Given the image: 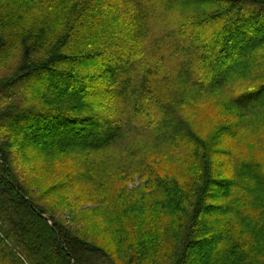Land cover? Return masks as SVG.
Wrapping results in <instances>:
<instances>
[{"label": "trees", "instance_id": "16d2710c", "mask_svg": "<svg viewBox=\"0 0 264 264\" xmlns=\"http://www.w3.org/2000/svg\"><path fill=\"white\" fill-rule=\"evenodd\" d=\"M261 85L264 0H0V264H264Z\"/></svg>", "mask_w": 264, "mask_h": 264}, {"label": "rangeland", "instance_id": "374dc122", "mask_svg": "<svg viewBox=\"0 0 264 264\" xmlns=\"http://www.w3.org/2000/svg\"><path fill=\"white\" fill-rule=\"evenodd\" d=\"M31 86H34V82H31ZM236 93V91H235ZM199 101L196 103V110L188 113V120L192 126L194 131H199L201 133H211L212 124L217 120L223 118V116L227 113V105L226 102L222 100H217L216 96L210 97H199ZM219 103V104H217ZM254 126H259L260 122L252 123ZM241 134V137L235 139H229L227 141V145H229L234 151L235 156L237 158L243 157L248 160H256L258 164L264 171V140L261 139V127L257 130L255 128L245 129ZM260 132V135L258 134ZM55 179L51 177V180L43 185L38 184V180H32L30 183L31 188H37V194H43V191L46 190L50 184L54 182ZM41 182V181H39ZM131 186V183H129ZM39 188V189H38ZM41 202L47 206L51 205V202L48 198H42ZM53 206L55 204V200L52 201ZM62 207V206H61ZM63 216H65V211H62ZM59 213V210H57ZM90 236H94L93 233H87ZM103 237V235H101ZM102 237L100 239L102 240ZM99 239V240H100Z\"/></svg>", "mask_w": 264, "mask_h": 264}, {"label": "snow or ice", "instance_id": "6c2138e0", "mask_svg": "<svg viewBox=\"0 0 264 264\" xmlns=\"http://www.w3.org/2000/svg\"><path fill=\"white\" fill-rule=\"evenodd\" d=\"M261 87H264V85H261Z\"/></svg>", "mask_w": 264, "mask_h": 264}]
</instances>
